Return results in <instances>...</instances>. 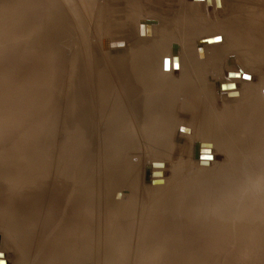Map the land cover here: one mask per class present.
<instances>
[{"label":"rangeland","instance_id":"rangeland-1","mask_svg":"<svg viewBox=\"0 0 264 264\" xmlns=\"http://www.w3.org/2000/svg\"><path fill=\"white\" fill-rule=\"evenodd\" d=\"M214 1L216 8L211 6V0H206L209 4L206 7L203 0L198 3L195 0H0V190L12 197L34 193L35 198H41L39 203L37 201L34 223L24 236L26 248L10 241L6 243L0 232L2 264H42L40 250L49 244L52 235L63 239L66 226L71 223L80 237L83 229L96 233V236L87 237L95 244L94 256L89 259L94 260L84 261L77 255L73 264H140L143 248L155 242L148 240L152 234L146 231L151 206L179 184L177 190L182 189L179 196L183 198L181 204L177 202L179 207L164 202L161 209L169 214L166 229L183 234V243L186 241L185 244L192 245L197 252L199 258L195 264H245L253 261L255 257L250 258L248 252L252 253L254 249L247 247L248 254L242 255L249 240L248 218L240 214L223 217L221 208L208 204L198 207L200 199L204 201V197L199 196L206 194L198 191L199 182L194 181L207 180L219 161L224 159V151L203 146L198 121L185 120L180 128L177 123H171L166 135L170 142L161 146L165 150L157 145L161 151L156 153L159 157L156 158L152 151L157 149L156 145L141 128L133 113L131 99L127 97V89L120 83L116 72L120 52L145 43L148 46L168 45L167 55L164 51L162 57L172 61L179 59L182 44L186 43L185 47L197 54L205 68L211 69L213 65L205 62L216 43L212 33H216L217 19H235L240 13L237 0L234 3L233 0H223L225 6L222 8L219 0ZM190 7L194 12L192 16ZM162 29L167 30L161 32ZM160 32L162 34L158 35ZM225 41L222 38L219 42ZM235 63L241 68V64L233 59V66ZM227 65H231L230 62ZM185 69L190 71L187 66L177 69L172 64L171 74L180 75ZM226 70V67L220 68L221 73ZM99 71L110 82L106 90L100 87ZM220 76L215 75V78ZM228 76L232 75L229 73ZM147 89L144 97L150 95ZM130 93L135 95L136 92ZM215 95L217 98L213 103L211 91L206 90L198 99L188 97L186 101L198 111L203 103L210 102L214 110L223 109L224 95L216 90ZM180 103L185 102L170 103V111ZM118 110L119 114L116 113ZM120 115L126 118L125 138L129 145L125 154L118 158H128L125 161H129L128 172L122 178H109L111 154L106 148L118 138L112 132V126L121 125ZM123 134H120V140ZM154 158L165 159V182L156 181V165L160 163ZM41 163L44 169L39 172L36 168ZM68 164L74 165L71 169L74 178L63 174ZM203 164L207 171L201 172L198 169L205 168L201 166ZM148 170L153 174H148ZM200 174L201 178L197 176ZM20 177L25 180L20 182ZM74 180L78 187L91 192L90 210L96 216L87 217L86 223L80 211L65 218L66 210L70 208L62 204L61 209L50 215L55 203L53 194L59 186L73 184ZM202 189L205 190L201 186ZM111 209L118 217L131 221L133 226L129 230L122 229V232H116L113 227L109 229ZM90 221L95 224L90 225ZM160 222L163 224L164 221ZM2 227H5L4 220L0 217V229ZM118 235L124 238L121 242ZM114 243L124 245L119 247L117 256H111L109 245ZM126 252L128 255L122 260ZM73 253L74 258L78 253ZM50 255L46 252L45 258ZM192 259L195 260L189 256L188 260ZM158 260L163 262V259Z\"/></svg>","mask_w":264,"mask_h":264},{"label":"bare ground","instance_id":"bare-ground-1","mask_svg":"<svg viewBox=\"0 0 264 264\" xmlns=\"http://www.w3.org/2000/svg\"><path fill=\"white\" fill-rule=\"evenodd\" d=\"M219 1L221 2L220 7H224L225 2L223 0ZM195 2L198 3V0H195ZM234 2L233 0V3ZM203 3L205 7L207 5L209 6V4H206V0H203ZM236 3L240 12L239 15L235 19L234 17L231 19L226 18V20H220V18H218L217 21L219 24L216 26L217 29L216 31L213 29L216 32L215 34L212 33L213 37L220 36L227 41L216 42L213 47L211 46V52L206 58L205 63H211L213 65L211 67L212 70L206 69L201 60L197 57V54L191 52L189 47H185L187 44L183 43L184 45L182 44V52L180 53L178 63L181 69L187 66L190 71L187 72L188 69H185L181 71L180 75L172 76V64H170L169 68H165V60L162 57L164 51H166L165 56L167 55L168 45L163 43L148 46L145 45L147 44L145 43L142 46H131L124 51L122 50V52H120L121 57L116 64V72L119 76L120 83L127 89V97L131 99L130 102L133 106L134 115L138 118L141 128L146 132L145 135L154 146L156 145V148L157 145L160 147L164 145L163 147H165L169 144L170 141L166 135H168V127H171V123H177V128H180L183 123H186L184 122L185 120H197L199 123V134L202 138L200 143L205 147H216V149H220L219 151H224V159L221 162L219 161L217 167L215 165L216 169L213 171L212 175H210L207 180L194 181L196 183L199 182L196 186L198 191H204L206 194V196H199L204 197V201L200 199L201 203L198 204V207H201L203 204H208L212 207L221 208L222 213L220 215L223 217L228 218L240 214L248 218L250 226L249 240L242 255L247 253L248 247L251 250L254 249V252H248L250 258L253 256L255 258H252V262H246L245 264H264V198L254 200L250 198L241 199L240 197L241 189L248 178L264 177V0H237ZM211 6L216 8L214 0H211ZM192 9H194V7H192ZM189 10L191 11V14H189L192 16L194 12H192L191 7ZM242 11L245 14L244 16H242ZM227 13H229V11H227ZM224 17H226V15ZM208 18L206 20H208ZM198 19H200V17ZM200 20L202 21V18ZM201 28L202 27L199 29ZM166 30L167 29H162L161 32ZM161 32L158 35H161ZM202 38L203 36L201 40ZM226 48L227 53H225ZM229 50L230 52H228ZM233 59L241 64V68L237 66L236 63L233 66ZM169 60L172 61L171 58H169ZM216 62L218 63L216 64ZM229 62L231 65L228 66L227 64ZM224 67L228 70L221 73L220 68ZM236 72H238L239 76H228L229 73L236 74ZM244 73L250 74L251 79H244V77H242ZM219 74H221V76L215 78V75ZM222 78L226 79L220 80ZM99 82L103 90L108 89L110 86V82H108L101 71H99ZM230 85H235V87H230ZM146 87L148 88L147 90L150 91L148 92L150 95L144 97ZM130 89L133 91H129ZM204 90L211 91L212 103L214 99L217 98L215 90L218 94L224 95L226 99L224 101V108L219 110L215 108L216 110H214L210 102L206 104L203 103V107H201L199 111L196 107L192 109L191 106L188 105L186 99H188V97L198 99L197 97H199ZM130 92H136L138 95L136 96V93L132 95ZM177 100H183L185 103L174 106L172 111H170V103L176 104ZM216 106L218 105L216 104ZM119 112L120 110L116 113L119 114ZM120 117L121 125L112 126V132H115L118 138L108 143L106 148L108 154H111V158L109 159L111 164L108 169L109 178H122L125 177L128 172L129 161L125 163L128 158L125 157L124 160L118 158L119 155L125 154V148L129 145L128 140L125 138L128 128L126 118L123 115H120ZM114 120L116 121V119ZM112 132H110V134ZM120 134H123L121 140L119 138L121 137ZM163 147H161V149ZM163 150L165 149L163 148ZM163 150L162 152H167ZM152 151L154 155L156 153L158 154L159 148H153ZM157 154L155 157H158ZM156 158H154V160L160 163L156 165V181L165 182L166 179L163 172V167L165 165L163 163L165 159L163 158V161L160 160L161 158ZM122 161H124L123 164ZM217 163L216 161L215 164ZM207 164L212 166L213 163ZM42 165L43 163H41L36 170L42 172L44 169V165ZM73 166L72 164H68V169L66 172L63 171V174L66 176L72 175L74 178L71 172ZM201 166L205 168L198 169L199 171H207L205 164ZM148 174L152 175L153 173L148 170ZM197 176L201 178L202 174ZM23 180L25 179L20 177L19 181L23 182ZM71 183L72 182H70V184L65 183L66 185L59 186L60 188L53 194L55 203L53 204L50 215H52L56 209H61L60 205L62 204L65 208H70V210H66L67 214L65 218L68 216L71 217L72 212L78 214V211H80L81 217L86 223L87 217L96 216L95 212L93 213L90 210L92 209L89 201L91 192L87 189L78 187L75 180L73 184ZM129 184L132 185L133 183L130 181ZM181 184H183V182ZM179 185L175 188L173 187L164 194L162 197L163 201L158 199L154 205L151 206L146 231L152 234L148 240L155 242L143 248L140 256V264H195V261H198L197 259L199 257L197 252L192 249V245L185 244L186 241L183 243V238L181 237L183 234L180 235L177 231L173 232V230L168 231L165 226L169 214L162 212L161 205L164 206L165 203L169 205L170 202V204H173H171V206L176 208L179 207L177 202L181 204L183 199L179 196V192H182V189L177 190ZM111 186L112 184L110 186L108 185V190H110ZM201 186L204 187L205 190H200ZM154 188L158 190L159 186H154ZM10 189L13 188L10 187ZM10 195L13 194L11 193ZM40 200L41 198L39 196L35 198L34 193L12 197L9 195L7 196L6 191L0 190V217L4 220L5 226L0 229V232L4 234L3 237L6 239V243L10 241L19 245V247L26 248L24 236L28 235L29 228L34 223V215L36 216L38 210L37 201L39 203ZM61 202H64V204ZM110 217L112 223L109 229L111 227L116 228V232H122V229L129 230L133 226L131 221L127 218H123L122 216L118 217L116 212L114 213L112 211ZM121 221L123 223H121ZM160 221H164L163 224H161ZM94 224V222L90 221V225ZM65 230V234L62 236L63 239H59V236L52 235L50 236L49 244L44 245L43 249L40 250V253L42 252V264H73L74 259H77V255L79 258L84 259V261L94 256L93 246L95 247V244L90 243L88 238L89 236H96L95 232L83 229V235L80 237L74 232L75 225L72 223L67 225ZM166 237H168V239L164 240ZM118 238L120 242L124 239L119 237V235ZM111 239H109V243ZM201 239H203V236ZM204 240H206V238ZM120 246L124 245L122 243L109 245L111 256H117ZM76 251L78 254L75 253L76 256L73 258V252ZM46 252L51 253V255L47 257L48 259L45 258ZM177 253L184 254L178 255ZM22 255H24V252H22ZM127 255V252L124 253L122 260ZM189 256L194 257L195 260H188ZM176 258L179 261L175 260ZM158 259H163V262ZM93 260L94 259L89 261L92 262ZM203 263L205 264V262ZM77 264L83 263L78 262Z\"/></svg>","mask_w":264,"mask_h":264},{"label":"clouds","instance_id":"clouds-1","mask_svg":"<svg viewBox=\"0 0 264 264\" xmlns=\"http://www.w3.org/2000/svg\"><path fill=\"white\" fill-rule=\"evenodd\" d=\"M176 68L179 69V67ZM240 197L254 200L264 198V177L248 178L241 189Z\"/></svg>","mask_w":264,"mask_h":264},{"label":"snow or ice","instance_id":"snow-or-ice-1","mask_svg":"<svg viewBox=\"0 0 264 264\" xmlns=\"http://www.w3.org/2000/svg\"><path fill=\"white\" fill-rule=\"evenodd\" d=\"M221 40H222V37H220V36H217V37L214 38L215 42H219ZM170 64H174L175 67H179V63H178L177 60L176 61H170L169 59L166 58L165 62H164L165 68H169ZM231 75H239V74L237 73V74H231ZM244 79H251V77L248 76L247 74H244ZM230 87L234 88L235 85H230ZM210 158L211 157H209V159ZM0 255H2V254H0ZM0 264H2V262H0Z\"/></svg>","mask_w":264,"mask_h":264},{"label":"water","instance_id":"water-1","mask_svg":"<svg viewBox=\"0 0 264 264\" xmlns=\"http://www.w3.org/2000/svg\"><path fill=\"white\" fill-rule=\"evenodd\" d=\"M210 41V40H209Z\"/></svg>","mask_w":264,"mask_h":264}]
</instances>
